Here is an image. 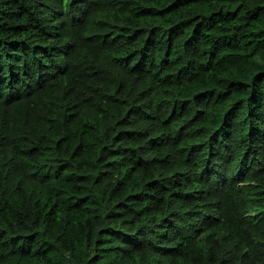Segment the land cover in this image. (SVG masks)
Returning a JSON list of instances; mask_svg holds the SVG:
<instances>
[{"label": "trees", "instance_id": "trees-1", "mask_svg": "<svg viewBox=\"0 0 264 264\" xmlns=\"http://www.w3.org/2000/svg\"><path fill=\"white\" fill-rule=\"evenodd\" d=\"M0 264H264V0H0Z\"/></svg>", "mask_w": 264, "mask_h": 264}]
</instances>
